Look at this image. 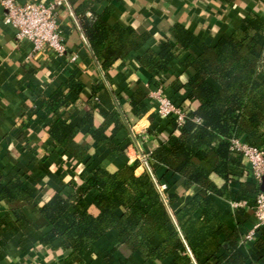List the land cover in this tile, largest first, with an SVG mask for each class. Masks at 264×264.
<instances>
[{
    "label": "trees",
    "instance_id": "16d2710c",
    "mask_svg": "<svg viewBox=\"0 0 264 264\" xmlns=\"http://www.w3.org/2000/svg\"><path fill=\"white\" fill-rule=\"evenodd\" d=\"M80 16L81 29L104 71L138 54L152 39L151 32L111 25L95 14L86 18L81 12ZM194 41L188 30L175 24L158 51L147 50L137 57L155 84L161 83L159 76L178 59L187 81L178 87L185 90L184 100L174 103L188 101L190 117L200 121H186L178 129L169 121L167 140L149 156L151 167H163L179 178L184 190L198 189L184 207V217L173 221L169 209L177 196L163 198L150 175H135V164L110 172L85 153L74 137L88 119L76 128L57 120L48 135L69 158L84 166L86 174L81 183L68 182L40 207L39 215L49 228L39 240L41 245L53 248V242L59 241L69 262L114 232L119 245L141 255L144 264H264L263 231L243 243L240 230L224 220L213 200L237 201L260 191L254 183L240 182L232 193L231 183L249 171L230 151V141L264 149V21L246 17L235 32L222 36L215 45H201L198 55L188 51ZM67 85L76 97L83 90L74 78ZM69 103V98L50 100L48 107L55 111ZM98 144L122 155L110 139H98ZM32 201L23 175L0 167V212L4 204ZM13 215L18 217V211ZM153 240L159 243L154 245Z\"/></svg>",
    "mask_w": 264,
    "mask_h": 264
},
{
    "label": "crops",
    "instance_id": "0c3cea01",
    "mask_svg": "<svg viewBox=\"0 0 264 264\" xmlns=\"http://www.w3.org/2000/svg\"><path fill=\"white\" fill-rule=\"evenodd\" d=\"M53 1L16 0L21 5H48ZM81 12L86 18L95 14L111 25L151 32L152 39L138 54L104 71L81 29ZM248 16L264 21V0H64V5L57 9L56 20L64 36L66 55L57 58L47 51L34 55L28 41L17 43L15 30L4 23V11L0 8V167L23 175L33 196L28 205H3L0 264H144L141 255L119 245L114 232L69 262L59 241L53 242V248L40 244L41 237L49 231L39 215L40 207L68 182L81 183L86 174L83 165L55 144L48 129L57 120L76 128L88 119L77 129L75 142L110 172L135 164L136 176L146 173L154 183L164 185V196H177L169 209L177 223L198 189L184 190L179 178L163 167H151L149 156L167 140L169 121L158 117L150 94L160 86L166 97L180 103L185 90L178 87L184 85L187 77L178 59H174L171 69L159 76L161 83L155 84L137 57L147 50L158 51L167 30L175 24L195 37L188 51L198 55L201 45H215L222 36L235 32ZM71 57H75L74 62L69 61ZM70 78L83 86L77 97L69 92ZM64 98H69L67 106L49 110L50 100L59 102ZM181 105L187 108L190 104L183 101ZM98 139L112 140L122 155H114L109 148L99 145ZM140 155L146 156V161L139 160ZM213 180L218 186L222 184L215 177ZM240 182L253 183L248 174L235 179L230 186L232 193ZM254 198L251 195L241 199L247 205L237 210L231 209V200H213L224 213V220L244 236L256 223L252 211ZM15 211L18 217L13 215ZM261 231L264 233V228Z\"/></svg>",
    "mask_w": 264,
    "mask_h": 264
},
{
    "label": "built area",
    "instance_id": "2783aa9c",
    "mask_svg": "<svg viewBox=\"0 0 264 264\" xmlns=\"http://www.w3.org/2000/svg\"><path fill=\"white\" fill-rule=\"evenodd\" d=\"M64 5V0H55L48 5L41 3L18 4L16 0H0V8L4 11V23L15 30L14 39L17 43L28 41L33 46L34 55L47 51L52 56L63 58L66 55L64 36L57 23V9ZM75 61V57L69 59ZM150 99L155 104V112L161 119L173 121L175 127L180 128L186 121L199 124V119L190 117L189 111L166 97L162 88L156 87L151 92ZM128 149L127 151H130ZM230 151L236 153L245 163L250 179L259 188L264 179V149H258L243 143L241 140L230 141ZM139 160L146 161V156L140 155ZM156 187L165 198L164 185ZM245 201H231L232 210L244 208ZM255 225L243 236V243H250L257 231L264 228V193L255 194L252 207Z\"/></svg>",
    "mask_w": 264,
    "mask_h": 264
},
{
    "label": "water",
    "instance_id": "95a60500",
    "mask_svg": "<svg viewBox=\"0 0 264 264\" xmlns=\"http://www.w3.org/2000/svg\"><path fill=\"white\" fill-rule=\"evenodd\" d=\"M260 191L264 193V179L262 180L261 186H260Z\"/></svg>",
    "mask_w": 264,
    "mask_h": 264
}]
</instances>
